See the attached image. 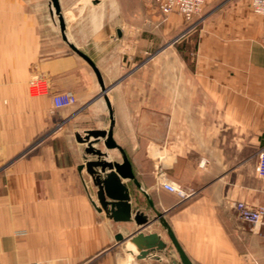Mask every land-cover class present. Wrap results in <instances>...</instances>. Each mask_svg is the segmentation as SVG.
Returning <instances> with one entry per match:
<instances>
[{"label": "crops", "instance_id": "1", "mask_svg": "<svg viewBox=\"0 0 264 264\" xmlns=\"http://www.w3.org/2000/svg\"><path fill=\"white\" fill-rule=\"evenodd\" d=\"M91 2L60 0L67 35L102 72L114 137L184 251L194 264H264V225L239 218L234 207L237 200L264 204L257 171L264 148L263 18L250 0H215L196 37L162 51L182 23L180 13L161 21L153 6L146 24L136 25L141 31L102 27L90 15L99 3ZM50 9L49 0L39 8L31 0H0V264H178L159 219L142 230L160 233L166 251L138 257L133 243L115 238L136 224L116 222L93 205L95 187L78 170L85 144L75 133L107 128L109 112L93 69L60 29L55 41L40 33L41 13L55 23ZM34 75L48 80V94H30ZM59 92L73 93L76 103L54 108L52 94ZM109 152L121 159L117 149ZM164 178L192 195L166 189ZM129 183L153 215L146 195Z\"/></svg>", "mask_w": 264, "mask_h": 264}, {"label": "water", "instance_id": "2", "mask_svg": "<svg viewBox=\"0 0 264 264\" xmlns=\"http://www.w3.org/2000/svg\"><path fill=\"white\" fill-rule=\"evenodd\" d=\"M50 12L58 18V25L62 39L79 56H81L93 69L101 88V94L105 98L109 112V126L107 128L86 129L83 133H75L78 142L84 143L83 162L78 165L81 175L85 172L91 179L95 187V199L91 196L93 205L98 211H104L106 215L116 222L130 223L134 222L137 226L133 232L124 236L117 233L115 238L118 241L128 240L133 243L139 252L138 257H146L155 251H166L168 243L160 233L156 231L144 232L142 229L156 219H159L166 233L174 245L178 256L174 258L178 264H194L187 253L184 251L181 243L178 241L170 224L159 211L149 192L143 188L138 180L132 162L123 146L118 143L114 137L115 112L113 106L106 95L108 86L95 61L75 43H73L66 32V21L60 4V0H49ZM120 33V32H119ZM117 149L120 152L121 159L110 158L111 150ZM129 181L133 182L148 198V210L153 211V215L145 212L140 204L135 200L131 191ZM88 188V183H85ZM89 190V189H88Z\"/></svg>", "mask_w": 264, "mask_h": 264}, {"label": "rangeland", "instance_id": "3", "mask_svg": "<svg viewBox=\"0 0 264 264\" xmlns=\"http://www.w3.org/2000/svg\"><path fill=\"white\" fill-rule=\"evenodd\" d=\"M40 0H31V4L35 8H39ZM84 1V3L92 4L91 0H79V2ZM98 7L90 12L91 17L95 20L96 25H101L102 27L111 26L114 28L115 24L119 29H124L128 25L143 26L146 24L147 15H145V10L153 7V3L149 0H96ZM74 5H76L78 1H74ZM48 3V0H47ZM215 0H206L204 3L202 10L200 13L196 15L195 20L190 22L184 29L181 31H176L169 40L168 44L165 42L163 46L160 47V50H166L168 48H173L179 44H182L183 41L192 39L196 37V34L201 27L202 22L209 16L210 11H213V5L215 4ZM42 6V4H41ZM212 7V8H211ZM211 8V9H210ZM79 9V8H78ZM48 10V7H47ZM63 11V7H62ZM43 12V11H42ZM162 20L165 21L168 15L160 14ZM69 16V15H68ZM39 30L44 38L47 40L55 41L60 37L58 35V18L54 15L55 23L52 21L48 13H41L39 15ZM182 24V23H181ZM191 25V26H190ZM190 27V28H189ZM136 30L141 31L139 26H136ZM188 28V29H187ZM187 29V31L183 34V32ZM183 34V35H182ZM115 37L117 36V32L115 33ZM176 38V39H175ZM60 39V38H59ZM172 39H174L173 43ZM54 43V42H53ZM191 48H193V41L191 40L190 44ZM162 50V51H163ZM56 53H59L58 51Z\"/></svg>", "mask_w": 264, "mask_h": 264}, {"label": "built area", "instance_id": "4", "mask_svg": "<svg viewBox=\"0 0 264 264\" xmlns=\"http://www.w3.org/2000/svg\"><path fill=\"white\" fill-rule=\"evenodd\" d=\"M164 15L172 12H178L186 19L190 20L200 13L206 0H149ZM251 6L255 13L263 18V38H264V0H250ZM191 26V25H190ZM190 28V27H189ZM188 29V28H187ZM183 32V34L187 31ZM182 34V35H183ZM176 39V38H175ZM174 39H172L173 43ZM29 90L32 96H42L49 93L50 87L48 80L40 75H34L29 80ZM76 96L71 92H59L52 94V103L54 108L68 107L75 104ZM257 171L259 175L264 177V148L258 153ZM161 184L168 190L176 192L181 197H189L193 191L185 189L182 185L164 178ZM234 207L239 218L256 225H264V204L251 206L243 200L234 202ZM29 264H40L39 262H31Z\"/></svg>", "mask_w": 264, "mask_h": 264}, {"label": "trees", "instance_id": "5", "mask_svg": "<svg viewBox=\"0 0 264 264\" xmlns=\"http://www.w3.org/2000/svg\"><path fill=\"white\" fill-rule=\"evenodd\" d=\"M206 2V1H205ZM195 18H196V15L192 18V19H190V20H188V19H186L185 17H183V20H182V24L180 25V27L178 28V32L179 31H181L182 29H184L190 22L192 23V21L193 20H195ZM185 40L183 41V43L182 44H180V45H184L185 44Z\"/></svg>", "mask_w": 264, "mask_h": 264}]
</instances>
